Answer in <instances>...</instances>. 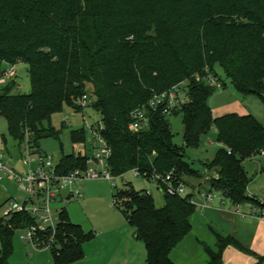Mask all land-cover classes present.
Segmentation results:
<instances>
[{"label":"trees","instance_id":"trees-1","mask_svg":"<svg viewBox=\"0 0 264 264\" xmlns=\"http://www.w3.org/2000/svg\"><path fill=\"white\" fill-rule=\"evenodd\" d=\"M18 63L28 65L32 91L18 95L14 82L0 86V117L19 147L40 151L42 140L59 137L45 124L66 106L82 112L75 101L89 94L90 106L101 114L116 178L137 170L173 173L185 184V177L202 179L185 148H198L216 127L223 148L206 164L218 174L211 190L233 205L260 204L248 194L251 181L243 163L264 149V126L252 115L214 117L209 99L216 88L196 77L212 75L223 88L220 68L239 92L264 99V0H0V78L5 65ZM181 83L188 100L173 115H183L184 148L175 145L168 116L160 110L151 113L148 129L130 131L134 110ZM71 138L86 144L85 129L72 131ZM88 158L64 156L58 171L87 170ZM164 198L165 206L158 208L152 195L131 183L114 196L144 242L149 264H175L171 253L192 231L197 212L193 195L164 193ZM7 218L0 220V264L14 254L15 234L35 224L27 213ZM48 235L55 264L81 261L84 245L95 237L74 224L65 208L54 235ZM216 235L218 249L206 248L208 264H222L229 246L254 255L235 237Z\"/></svg>","mask_w":264,"mask_h":264},{"label":"rangeland","instance_id":"rangeland-1","mask_svg":"<svg viewBox=\"0 0 264 264\" xmlns=\"http://www.w3.org/2000/svg\"><path fill=\"white\" fill-rule=\"evenodd\" d=\"M6 66L7 65H5V67ZM217 72L225 83V86L221 89H216L209 99V105L214 117H222L228 114H237L239 116L252 115L264 126V99L256 95H245L239 92L225 76L222 69L218 68ZM14 83V94L25 95L31 93L32 85L27 64H17ZM92 102L93 99L91 98V103ZM65 118H68V123H65V127L62 128ZM168 119L174 135L175 145L184 148L185 126L183 123V115H171L168 116ZM100 120L101 114L92 106L86 107L82 112H75L72 108L66 106L63 112L53 115L50 123L47 122L45 124L46 127H52L57 132H60V136L42 140L39 144L40 151L43 154L51 156L55 164H59L64 156L72 154L79 155V153L85 154L87 152L89 156L92 157L94 155L92 149L94 136L87 128L88 126H95ZM82 129L86 131L87 149L81 148L82 143H73L71 138L72 131ZM22 146L24 147L25 145ZM222 148L223 146L218 143V132L216 127L211 128L209 134L202 139V143L198 148H185L186 160L192 165L193 169L204 175L202 179L185 177L187 187L191 186L187 188V194L193 195L196 193L195 199L197 198V201L199 200V196L197 192H195L197 191L195 188H198L200 183L203 184L202 188L205 189H202V193L203 190L209 189V183L205 178H208L210 182L213 178L218 177L215 169L211 170L207 168L206 164H210L217 157ZM0 150H8L10 156L15 158L19 157L21 154L18 141L10 136L7 121L1 117ZM12 164L14 167L19 166L17 162H13ZM243 166L251 181L248 189L249 196L259 201H264V158L255 154L252 158L247 159L243 163ZM115 183L116 184L102 180L86 181L84 183L85 195L87 196L86 200L58 202L54 205V209L59 213L61 209L65 208L71 221L81 226L86 234L96 232V234L101 236V234L105 232L106 234L103 238V242L109 246L111 250L105 247L104 253L108 256L112 254L120 257L130 252L126 242L127 240L131 241L134 239V229L127 224L122 211L117 207H113L114 196L117 190L122 189L126 183H131L136 191H147L152 195L158 208L165 206V198L163 190L160 189L155 182L149 181L142 176H136L133 171L127 173L123 177L116 178ZM192 187H195V190ZM15 199H23V194L18 190L15 183L10 179L0 182V220L8 219L5 216V211L9 209L8 201ZM200 201H202V198H200ZM250 204L253 207L252 209H254L255 205L252 202H246L241 205H233L227 202L226 207H217L220 210L229 207V210L235 209V212H243L245 209L251 207ZM214 207H216V205ZM197 209L193 217L192 231L177 246V251H183L190 259H196L204 245H209L214 249L212 242L215 239V234L212 230L216 233L221 232L215 223L202 221L200 214L204 212L205 209L200 207ZM121 243L124 244L122 245ZM136 243V248L134 247L133 251H135V254L141 255L144 253L143 249H145V244L143 241H137ZM13 247L14 254L7 264H44L48 259L51 260V258H53L51 249L34 250L30 245L25 244L21 240L19 232H17L13 238ZM38 257L41 259H38Z\"/></svg>","mask_w":264,"mask_h":264},{"label":"built area","instance_id":"built-area-1","mask_svg":"<svg viewBox=\"0 0 264 264\" xmlns=\"http://www.w3.org/2000/svg\"><path fill=\"white\" fill-rule=\"evenodd\" d=\"M17 64H7L0 78V86L6 87L16 78ZM198 82H207L216 89L222 86L212 75L196 77ZM186 83H181L172 89L155 94L152 99L143 107L137 108L131 114V132L137 133L148 129L151 124V113L161 111L165 116H171L176 110H179L186 104L188 95L185 89ZM91 97L89 94L78 98L75 101L77 107L86 108L90 106ZM68 123V118L64 119ZM104 129L103 124L97 123L95 126H88L87 130L93 134V156L88 158L87 170H75L69 174H61L58 171V164H55L51 156L43 154L27 144L21 146L20 156H10L8 150H0V182L12 180L18 190L23 194L22 200H9V209L5 211V216L13 214L27 213L35 221V224L19 231L21 240L30 245L34 250H47L53 245V238H49L48 232L52 231L53 235L59 223V213L54 209L58 202L84 201L86 199L84 183L90 180H102L115 183L116 177L112 174L110 159L112 149L108 142L101 135ZM28 137V135H27ZM24 148V149H23ZM82 149H87L85 143L81 144ZM231 154V152L229 151ZM85 154H88L87 152ZM264 158V149L257 156ZM13 162L19 164L13 166ZM136 176L155 182V184L170 196H179L187 198V185L178 181L173 173L167 175L148 173L141 174L139 171H133ZM147 194H149L147 192ZM202 201L199 204L195 201V195L191 199L197 207L210 209L215 202L219 205L226 206L228 200L220 193L209 190L208 192H198ZM150 195V194H149ZM252 209V216L264 220V201ZM122 205V200H114L113 207ZM240 213V211H236ZM248 215L243 214V217Z\"/></svg>","mask_w":264,"mask_h":264},{"label":"crops","instance_id":"crops-1","mask_svg":"<svg viewBox=\"0 0 264 264\" xmlns=\"http://www.w3.org/2000/svg\"><path fill=\"white\" fill-rule=\"evenodd\" d=\"M205 179L209 183L208 190H211L212 186L211 183L208 181L209 179L208 178ZM202 185L203 184L200 183V186L198 188L195 187L192 188L193 189L195 188L197 190L195 192L198 193L202 191V189H205L202 188L203 187ZM208 190L207 189L203 190V192ZM195 194L196 193H194L193 195ZM198 196H199V200L197 201V198L195 199L197 204L200 203V198H202L201 195ZM215 205L216 207H214ZM217 206L220 208L222 207L221 205H219L218 202H215L212 208L208 210L205 209V211L200 214L202 221L212 222L213 224L215 223L219 227V230L221 231L219 233H216L215 231L212 230V232L215 234L214 235L215 239L212 242L214 249H212L209 245H204V247L201 248L199 252L200 253L199 256H197L196 259H190L186 253H183V251H177L178 247H176L171 253V259L175 264H208L210 258L206 251V248H210L214 251L218 249L217 247L218 239L216 234H220L223 236H232L237 238V240L240 242V244L244 249L250 250V252L254 254L250 256L249 254L244 253L241 249H238L234 246H229L224 251L222 264H258L259 263L258 257L264 258V220H262L259 217H253L251 215L253 208L252 205L250 208H247L245 209V211L243 212L241 211L240 213L235 212L234 211L235 209L229 210V207L220 210L218 209ZM224 207L226 206H223V208ZM243 214L248 216L244 218ZM192 224H193V219H192ZM94 233H95V237L92 240V242L89 241L84 245V254H85L84 258L81 261L73 264H149L147 261L146 246L145 249H143L144 253H142L141 255L135 254L134 253L135 251H133L134 247L136 248V244H137L136 242L141 241L137 239L135 230L133 233L134 239H132L131 241L127 240L126 242L129 248L128 250L130 252L120 257L112 254L108 256L104 253L105 247L106 249L108 248L111 250V248L106 244H104L103 242V238L105 237L106 234L105 232L102 233L101 236L96 234V232ZM121 244L123 245L124 243ZM38 259L41 258L38 257ZM44 264H55V263L53 258H51V260L48 259ZM261 264H264V261H262Z\"/></svg>","mask_w":264,"mask_h":264}]
</instances>
